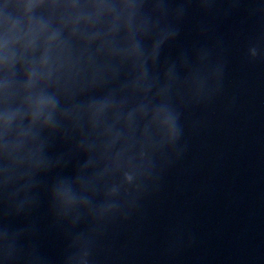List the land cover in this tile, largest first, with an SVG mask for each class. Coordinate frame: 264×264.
Returning <instances> with one entry per match:
<instances>
[{
  "label": "clouds",
  "instance_id": "9594fccd",
  "mask_svg": "<svg viewBox=\"0 0 264 264\" xmlns=\"http://www.w3.org/2000/svg\"><path fill=\"white\" fill-rule=\"evenodd\" d=\"M188 2V0H180V3H179V6L177 7V12L179 15H183L184 12H185V6H186V3ZM198 3L201 5V7H206V6H210L211 3H212V0H198ZM160 4L161 6H167V0H160ZM179 34V29L178 28H173L171 31H170V36L171 37H175ZM158 48L159 46H157V54H158ZM185 63H187V61H185ZM167 122L169 123V125L171 127L174 128L175 126V119L172 118V117H168L167 118ZM128 179H131V177H128ZM58 197L62 200H65V199H68V196H67V192L66 190H63V191H59L57 193Z\"/></svg>",
  "mask_w": 264,
  "mask_h": 264
}]
</instances>
